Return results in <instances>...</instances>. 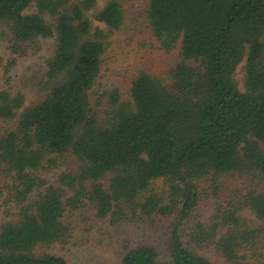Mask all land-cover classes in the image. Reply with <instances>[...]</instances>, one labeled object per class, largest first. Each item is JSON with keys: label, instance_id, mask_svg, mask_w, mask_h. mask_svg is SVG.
<instances>
[{"label": "trees", "instance_id": "trees-1", "mask_svg": "<svg viewBox=\"0 0 264 264\" xmlns=\"http://www.w3.org/2000/svg\"><path fill=\"white\" fill-rule=\"evenodd\" d=\"M95 7L96 0H0V42L5 25L15 45L55 39L45 97L25 107L22 96L0 94V119L12 122L0 134V192L5 186L21 205L16 221L0 225V264H67L35 251L67 244L66 213L87 206L112 224L173 218L164 258L141 245L121 264H214L194 246H215L231 264H264V0H150L152 37L165 52L180 43L181 62L166 77L139 73L129 102L108 94L104 118L90 95L106 41L125 14L118 0H108L94 15L108 32L93 31ZM69 159L77 168L60 175L72 192L66 198L40 173ZM221 178L249 188L209 224H197L186 245L182 232L199 186ZM159 180L163 194L154 189ZM245 209L257 226L242 217Z\"/></svg>", "mask_w": 264, "mask_h": 264}, {"label": "rangeland", "instance_id": "rangeland-1", "mask_svg": "<svg viewBox=\"0 0 264 264\" xmlns=\"http://www.w3.org/2000/svg\"><path fill=\"white\" fill-rule=\"evenodd\" d=\"M108 0H96V7L89 12L92 30L99 28L108 32L103 24L97 22L94 15ZM150 0H118L123 6L125 21L120 30L110 34L106 41V50L102 57L101 73L90 99L94 111L99 117H106L110 102L108 94L117 91L121 102L130 101L132 82L141 72L154 76L166 77L181 62V44L165 52L152 37L147 9ZM35 11V3L27 13ZM3 38L0 42V94L22 96L24 106L29 107L42 100L47 90L45 76L47 61L54 55L55 39H38L34 42L15 45L9 28L2 27ZM16 46V47H15ZM244 63L236 71V80L240 89L244 86ZM12 127V122L0 119V134ZM58 169L41 172L46 185L59 187L66 198L72 194L59 182L65 171H74L76 161ZM1 186L4 181L1 182ZM217 185L203 182L199 186L200 201L182 232L186 245L189 235L197 224H209L219 209L226 207L230 199H236L249 188L247 181H233L221 178ZM248 184V185H247ZM214 185V186H213ZM154 189L163 194L166 184L159 180ZM9 189L0 192V225L16 221L21 205L10 199ZM242 217L252 226L259 221L249 209L241 212ZM66 225L70 229L67 244L54 245L51 248H37V254H49L62 257L67 264H121L123 257L132 249L141 245H151L158 249L164 258L165 244L173 218L153 217L145 222H121L112 224L110 220L99 219L91 207L68 211ZM191 243V242H190ZM200 256L214 264H231L219 255L215 246L206 248L192 247Z\"/></svg>", "mask_w": 264, "mask_h": 264}]
</instances>
